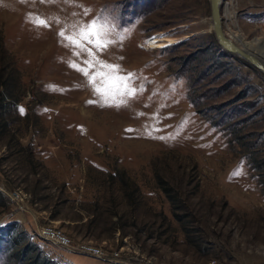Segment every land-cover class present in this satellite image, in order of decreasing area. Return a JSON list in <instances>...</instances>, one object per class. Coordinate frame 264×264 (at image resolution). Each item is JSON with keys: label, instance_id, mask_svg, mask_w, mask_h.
<instances>
[{"label": "rangeland", "instance_id": "obj_1", "mask_svg": "<svg viewBox=\"0 0 264 264\" xmlns=\"http://www.w3.org/2000/svg\"><path fill=\"white\" fill-rule=\"evenodd\" d=\"M219 10L264 56V0ZM93 19L122 37L99 58L143 86L126 107L66 63L57 32ZM0 93V264H264V79L209 0H0Z\"/></svg>", "mask_w": 264, "mask_h": 264}, {"label": "snow or ice", "instance_id": "obj_2", "mask_svg": "<svg viewBox=\"0 0 264 264\" xmlns=\"http://www.w3.org/2000/svg\"><path fill=\"white\" fill-rule=\"evenodd\" d=\"M40 2L54 3L56 0H40ZM26 19L34 27H49V21L42 17L28 16ZM56 22L59 23L58 20ZM113 32L114 30L106 23L93 19L88 23L73 24L62 28L57 32V36L62 46L72 50V55L76 58L66 62L68 67L84 77L88 88L94 96L98 97V106L119 109L126 107L130 100L142 94L143 86L134 83L136 74L130 72L124 74L120 65L109 64L99 58V54L105 52L113 44L122 41L119 34L113 38ZM96 102L88 101L90 104ZM20 111L23 113V109ZM150 119L155 120L156 117L153 116ZM148 135L150 136L151 133ZM160 138L164 139V137Z\"/></svg>", "mask_w": 264, "mask_h": 264}, {"label": "water", "instance_id": "obj_3", "mask_svg": "<svg viewBox=\"0 0 264 264\" xmlns=\"http://www.w3.org/2000/svg\"><path fill=\"white\" fill-rule=\"evenodd\" d=\"M220 3L221 0H209V18L211 21V30L215 39L217 40V43L220 45L221 49L235 54L248 65L256 69L264 79V60L260 59L249 51L241 49L236 43L223 34L219 10Z\"/></svg>", "mask_w": 264, "mask_h": 264}, {"label": "built area", "instance_id": "obj_4", "mask_svg": "<svg viewBox=\"0 0 264 264\" xmlns=\"http://www.w3.org/2000/svg\"><path fill=\"white\" fill-rule=\"evenodd\" d=\"M43 236L47 240H54L56 243L60 244L62 247H66L69 249H72L74 252L78 253H86L89 255L95 256L98 259H105V260H118L119 253H116L115 255H105L99 248H96L89 244H80V245H72L70 239L66 237L61 231H58L54 228H47L43 229L42 231ZM113 260V261H114Z\"/></svg>", "mask_w": 264, "mask_h": 264}, {"label": "bare ground", "instance_id": "obj_5", "mask_svg": "<svg viewBox=\"0 0 264 264\" xmlns=\"http://www.w3.org/2000/svg\"><path fill=\"white\" fill-rule=\"evenodd\" d=\"M229 39L232 40L231 38H229ZM232 41H233L234 43H236L237 46L240 47L241 49H244L245 51H249V52L255 54V55H256L257 57H259L260 59L264 60V56H263L261 53H259V52H255V51H252V50H250V49H246V48H244V47H241V46L238 45V43H237L236 41H234V40H232Z\"/></svg>", "mask_w": 264, "mask_h": 264}, {"label": "trees", "instance_id": "obj_6", "mask_svg": "<svg viewBox=\"0 0 264 264\" xmlns=\"http://www.w3.org/2000/svg\"><path fill=\"white\" fill-rule=\"evenodd\" d=\"M250 66V65H249ZM251 67V66H250ZM253 68V67H252ZM1 94V93H0ZM1 96H2V99H3V94H1ZM3 102V101H2ZM2 102L0 103V109H1V106H3L2 105ZM51 264H52V261H51Z\"/></svg>", "mask_w": 264, "mask_h": 264}, {"label": "crops", "instance_id": "obj_7", "mask_svg": "<svg viewBox=\"0 0 264 264\" xmlns=\"http://www.w3.org/2000/svg\"><path fill=\"white\" fill-rule=\"evenodd\" d=\"M94 262H95V261H94ZM94 262H93L92 264H100V263H97V262H96V263H94Z\"/></svg>", "mask_w": 264, "mask_h": 264}]
</instances>
